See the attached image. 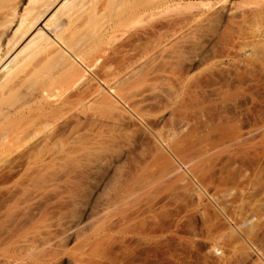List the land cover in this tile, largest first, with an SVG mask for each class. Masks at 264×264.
Here are the masks:
<instances>
[{
	"label": "rangeland",
	"instance_id": "1",
	"mask_svg": "<svg viewBox=\"0 0 264 264\" xmlns=\"http://www.w3.org/2000/svg\"><path fill=\"white\" fill-rule=\"evenodd\" d=\"M77 1L80 4L79 11L77 9L78 3L76 2L77 3L76 12L78 13L77 14L76 12L74 13L75 15V16L73 15L74 19L69 18L72 19L69 20L70 21L69 23L73 25L71 26V24L67 22L68 19H66L68 17H72V14L71 16H69L70 15L69 14L68 17L67 15L65 16L68 10L69 9L71 10V8H69L70 6L69 7L67 6L68 7L67 10L65 11L63 10L64 12H62L61 10L62 13H59L60 15L57 14V20H54L55 25H53L54 24L53 23L51 25L52 29L49 30V32L52 34V36L48 34L49 38L52 40L51 43L53 42L51 46H53L54 44L55 46L53 47L58 49L52 48L50 46L47 47V45H45V48L47 47V50L49 49L48 50L49 52H47L45 48L43 49V47L42 49L37 51L36 49H39L41 47H37L38 44H36L35 45L36 49L31 47L33 48L34 51H37V53L34 54V51L30 47H28V50L27 49L26 50L28 51V53L30 50H32L33 52L30 51L29 54H31L32 52L33 54L31 55L34 56L33 57L27 56V60L29 58V61L27 62V60L25 61L24 59V63L27 62L29 65L25 64L26 65L25 67L26 68L30 67V68L26 69L24 67L25 69H23L22 66V68H20V70L18 71V74L21 72V70L22 72L24 70L25 72H23V75L22 76L20 75V77L24 78L25 73L29 72L28 74L30 75L31 72L35 70V68H38L39 66L40 67L39 69L42 70L41 68L45 65L42 70L43 72H45L44 75L48 76L49 74H51L54 77L53 79L52 78L50 79L54 81V78H57L56 83L58 82V85L56 84L57 86H55L54 84L55 81H54L52 85H54L55 87L54 86L53 88L51 87L52 89L49 87L47 90L50 93L49 92L47 93L46 91L44 92L45 94H54V93L58 94V92L67 91L66 95H69V97H74V99L78 95L84 94L83 95L84 97L88 94V96L82 99L84 100L83 101L84 103L85 99L87 97L88 98L90 97V100L86 101L87 103L86 102L84 103L85 106H87L88 104H90L91 106L92 104L93 105L92 109H93L96 103L97 106L103 105L101 106L102 108L99 106L97 107L98 109L96 108L97 110L101 108V110H99L101 111V113L99 112L98 114H96L98 115L97 119L98 117L101 118L100 114H102V112H103L102 117H104L103 115L107 113L104 110L106 107L110 115L109 116L108 114H106L108 115L107 117L109 118L112 117V119L114 118V120L116 121L115 123V121L113 120L114 121L113 123H115L114 125L113 123L110 124L112 120H110V122L107 124V122L109 121L108 118V121L106 120V122H104L103 124L104 126L107 124L109 127H107V125L104 127L103 124L101 125L102 121L98 119L100 121V125H97L94 128H90V130L93 132L98 131L99 134L103 136L102 138L110 143H113L114 147L112 150V155L107 158V160L105 161L106 163H104L103 166H97V168H95L93 172L90 173L89 171H87V176L90 177V181L88 184H86L88 186V189L86 190V200L88 201V203L89 201L98 202L96 203V206L98 204L99 205L97 206L95 211L99 212L100 214L102 213V217L99 219V223L101 224V226L102 223H106L107 226H111L112 229L119 230L120 227H123L126 224L124 219H127L132 214H135V212L139 211L140 209L143 211V214L145 216L143 215L142 217V219H144L142 220V223L144 224L143 226L141 223H140L141 226H139L138 223H135L133 224L134 226L132 227V229L128 230L127 232L115 234V237L111 241V247H109V249L110 248L111 249L108 250V255H106L104 258L105 259L103 261L104 264H264V72L263 70L261 71V69H264V66L260 65L262 64L261 63L262 61H258L259 64H257L258 62L256 63L258 66L255 65L254 71L251 72L252 75L251 77H249L250 75L247 76L246 75L247 73H244L245 75L237 73L236 71L235 73L232 70V68H231L232 71L230 69H226V68L224 69V73H226V75H227L226 70L231 71V74L233 72L232 74L233 76L229 73V75L233 77L231 80L235 82L234 85H241L243 87V92L240 95L238 94L237 96L238 100H235L234 102H233L234 99L230 98L232 100L231 103H229L230 102L229 98L227 99L229 101L228 103L226 101L224 102V100H226V98L224 97L225 99L222 100V105L224 103L223 106L220 104L221 103L220 99H223L220 97V95H223L227 91V89L221 90L222 88H224L221 87V85L222 86L223 84L225 85L226 81L230 82L229 79L231 77L229 75L226 76L227 78L225 77V75L224 77H222L220 73L217 72L218 69H214L212 73L211 72L207 73L208 74L207 76V74H200L204 66H196L195 64L192 66L191 64L189 65V62L182 63L181 66H179L178 63H173L172 65L175 67L179 66L177 69L178 76H180L183 79L192 77V85L198 87L197 88L198 97H195V99H199V101L202 100L205 103V101L207 102L209 99L214 98L215 97L214 95H219L220 99H218V105L219 104L221 105V107L219 105L220 109L222 108V110L226 112L228 115L229 114L231 116L234 115L232 119H234L235 121L236 137L235 135H233L234 137L232 136L233 138H235V141L231 143L232 145L230 144L229 146H227L228 143L226 142L225 143L226 146L224 144L222 146L221 145L222 143L219 144L218 142L219 135L217 133L215 134L212 133V138L216 143L213 145L211 142L208 143L205 140L204 143L203 141L201 144H199V146H197L199 152L201 151L200 153L196 151H191L190 148L188 147L189 143L179 144L173 142L169 149L161 147L160 145L155 146V142L153 141V139L156 138V140L155 139L154 140L157 143V137L163 136L162 131L163 134L165 133L167 134V132L164 133L165 130L162 128L163 127L166 128V126L168 127L171 124L174 125L176 123L175 124L176 126L174 125L172 129L168 127L169 130L166 131H169L170 134L172 133L174 134L175 132H177L176 119L179 116L178 119L183 120L184 117L187 116V111L184 110L183 107H179L177 109V113L175 114L173 112V116H172L170 112V105L168 102L169 99L165 96L166 94L164 95L160 93L161 90H159L158 88L157 90H159V92L157 91L155 93L156 91L155 86L161 88L160 84L159 85L156 84L161 83L163 81L160 82L156 81L157 83H155L154 80V84H155L154 85L153 81L150 80L152 82V84L150 83L151 86H154L151 89L150 88L151 86L147 81L151 77L150 72H148V74H150L149 75L150 77L147 75V78L149 79L145 78V80L147 81L146 83H148V85L145 84L147 85L148 89H146V87L145 89L149 90L146 92L144 90H141L142 84L145 83V81L143 80L139 81V82L142 81L141 83H138L136 80L137 84L136 82H134L136 89L134 88L135 86L132 85L133 82L131 84L133 78L132 79L127 78V80L122 81V86H125L124 88L126 87L128 88L126 90L123 89L124 91L130 92L131 90L130 88L133 86L132 87L133 89L130 92L132 94V98L131 96H129L130 95L128 94L129 92H127L129 96L128 102L132 104H129L128 102H127L128 104L125 103L126 100L124 103L122 102L120 103V100L119 99L117 100V98L121 99L124 93L120 91L122 93L120 94L122 95L121 97H119L120 95L118 94L113 95V93H110V91L107 89L106 86H103L104 80L103 77L101 76V73L98 74L99 76H97V73L100 72L99 65H101L103 61L96 60L99 59L98 57H96V55L98 54H96L97 52L95 51L94 53L96 55L92 52L93 50H91V48L89 47L91 44L89 46L88 44H86L88 48L84 47L82 50L79 49L80 51L77 50L75 53L69 51V49L65 45L58 44L59 42L62 43V41L58 40L59 38L58 39L56 38L55 36L56 32L62 30V28L69 27L68 30L67 28L66 30L64 29L65 33L68 32L67 34H69V32H71L70 29L73 30L76 26L79 25V23L85 25L87 21L86 22L84 21L85 24H83L82 21L90 20L89 16L91 13L90 14L88 13L89 10L88 8L94 7L95 10V6L100 3L98 6H96V9H98L100 13L101 10L99 9L103 5V2L104 5L108 2L107 1L105 3L106 0H101V2L100 0H96L95 1L96 4L94 3V6L89 7L93 5L94 2L93 0H88V1L83 0L84 1V3L82 2L83 4H81V1L79 0ZM89 1L90 3L88 4ZM182 1L183 3L185 2L188 5L193 3L192 4V6L194 5L193 8L196 6L195 4L199 5L198 3H200L199 0H188V1L180 0L178 1V3L176 2L175 3L180 5ZM256 2L261 3L262 0L260 1L259 0H209L207 4L208 6L205 7L208 8L204 10L205 12L203 11V14L199 12L198 13L199 15L194 13V15L192 16L186 15L184 12H182L184 10L183 6L185 5V3L184 5L182 3L180 7L177 5L178 9L173 4L174 7L177 9L174 12L172 11H169L170 13H168V11L166 13L163 12L165 13L162 14L163 16L159 14L158 16L156 15L157 18L154 19L151 18L153 20L150 21V24L153 25L154 27L156 25L157 30L156 28H153V26H150V24L149 26L151 27V31L155 29L154 31L158 33L162 32V34L167 33L166 35H169L170 33L168 34V32L170 31V29H171L170 32H172L173 31L172 28L175 29L176 27H178L177 30H175L176 32L180 30L179 28H183V27L185 28L187 24L194 25L197 22H201V24L200 23H198V25L195 24L193 27H195L196 25L199 27L200 25L201 28L205 29L207 27L206 23L209 22L210 25L208 24L207 29H205L206 31L209 30L208 29L209 26H211L210 30L212 31L217 30L218 34H220L225 29L228 30L233 29V31L230 30L231 33L235 31L233 33L234 35L233 39L238 41L242 36L241 39L242 40L245 39L244 41L246 43L244 42L245 45L241 44L242 46L241 45L240 46L242 48H245L247 47V42L250 40V38L252 40L253 37H251L250 35L252 34H250L247 35V37L250 36V38H245L246 35L244 36V34H247L248 33L247 31L251 30V28H252L251 33H253L254 30V34H253L254 37L257 35L260 37V41L261 39L262 41H264L263 38L257 34V32L255 35V31H257L256 29H258L261 26V24L259 23H262V28L260 27L258 29L259 33L260 31L261 32L263 31L261 29H264L263 28L264 17L262 19L258 16L259 17L258 20L261 19L262 22L260 20L258 21L259 23L255 21L257 16L255 17L254 14L258 15L257 9L259 7L258 6L259 4L257 5L258 6L257 8L255 7ZM84 4H88L87 5L88 7L85 5L84 8L83 7ZM263 5L264 4L262 2V5L260 4L259 8H261ZM254 8H256V11H254L255 10ZM262 8L264 9V6ZM261 9L259 10L260 12H262L263 10ZM196 10L197 8L193 9V11ZM73 11L71 13H73ZM89 12H92V10ZM102 12L104 13L103 10ZM103 13L98 14L97 15L98 17L96 18L99 17L101 18L102 17L101 15H103ZM263 13H261V15H263ZM61 14L62 15L64 14L65 17L63 18ZM80 16H82L81 17L83 18L82 20ZM252 16H254L255 19ZM160 17L162 19H158ZM213 17L215 18L217 17L218 20L220 21L218 22V20L214 18L215 20L213 22L216 21L215 23L217 24V25L213 24L214 27L211 25V23L213 22L210 21L213 20L212 19ZM251 18L254 19L252 22H251L252 20ZM58 19H62V20H58ZM75 19H78L79 22L78 20L75 21ZM101 19L100 22L98 20L99 25H101L100 24ZM105 21L106 19L104 20V22L102 20L104 24L106 23ZM246 21L251 23L248 25ZM242 22L247 23V26L245 27L246 29L244 28V24H242ZM67 24H69L70 26L69 25L67 26ZM203 24H205V26H203ZM251 24L254 25V29L252 27L253 25L251 26ZM255 24H259L260 26L258 27ZM105 25L99 27L100 28L105 27ZM87 26L85 31L88 28ZM78 27H76L75 31H77ZM187 27L185 28V30H187ZM190 27L192 28V26ZM247 27H251V28H247ZM81 28L82 27H79V30ZM100 28L98 29V31L100 30ZM108 28L107 30H105L107 31L105 34H103L101 31L99 32L101 33V36L102 34L103 36H106V37L102 36V39L100 38L101 40H97L98 42L100 41L104 42V43L102 42L101 44V45L104 44L102 47H100L101 49H105L107 48L105 46H108L105 43L107 42V38H108L107 36V33L109 32ZM190 29H188L189 34H190L189 31ZM196 29L199 30L198 31L199 33H201L200 31L202 32L205 31L204 29L202 30L198 28ZM196 29L194 31L195 32L194 38H193V34H190L192 35V37L189 35L187 36L189 38L191 37V39L193 38L195 42L198 41L197 39L199 38L197 37L198 32H196ZM101 30L103 31L104 28L103 29L101 28ZM183 30L181 29L180 31ZM83 31L84 30H81V33L85 32ZM191 31L193 32V29H191ZM72 32L74 33V31ZM65 33L63 34V37L68 36ZM18 34H16V36ZM10 36L11 35H9V37ZM18 36L20 38V35ZM18 36L17 37L14 36L13 37L14 40L12 39L13 40L12 42H15ZM141 36L142 37L140 38L142 40L148 38V36L145 38L146 35L145 36L141 35ZM257 36L256 39L258 38ZM187 37L185 39H187ZM189 38L187 40L193 41ZM262 41L261 43H258L259 45L262 44L261 47L264 44L262 43ZM238 42L240 44V42L242 41L240 40ZM238 42L235 43L234 41V43L231 44L234 45V48L235 46L236 48H239L237 45ZM249 42H250L249 44L251 45L255 44V41L253 43L251 41ZM93 43L91 47H93V45L95 46L98 44L97 42L94 44ZM231 44L228 46L229 48ZM249 44L248 46H250ZM228 47L223 48V46L221 45L213 44L214 56H220L221 54L226 53L227 50L224 49H228ZM262 48L264 49V47ZM84 49H86L87 53L85 52ZM43 50L44 52L47 53V55L46 53H43ZM56 50L58 51L60 50L59 51L60 54L59 53L58 54L60 56H62L61 54H64L65 57L63 58L62 56L61 59L60 56L58 57L57 52H56L57 55L54 54ZM88 51H91L94 55ZM38 52H40L39 55L41 53L43 54L39 56L37 55ZM69 52H71V54ZM232 52L233 51L231 50L229 52L228 49L229 55L231 53L232 56L233 54ZM262 52H264V50ZM49 53L50 55H48ZM114 53L115 52L110 54L111 56H109V59L112 56H113L112 59L114 58L117 59L119 57L118 52L117 54ZM136 53L138 54V52ZM228 53L226 54L228 55ZM27 54H21L20 56L22 57L21 59L23 60V57ZM67 54L70 56H68ZM76 54H80V55H76ZM81 54H83V56ZM105 55L107 56V54ZM190 55L189 56L192 57V54ZM44 56L46 57V60L47 59L49 60V62L48 60L45 61ZM94 56L96 58L95 59L96 61L93 62L96 63L95 66L91 64L92 63L91 61L94 60ZM120 56H121L119 57L120 59L123 58L122 57L123 53H120ZM127 56L130 57L129 61L131 62V64L130 62H128V60L124 59L125 60L124 62V60L119 59L117 60L119 63L120 62L125 63V65L123 63L120 64L121 66L122 65L127 66L129 64L130 66L132 65L133 60L131 56L130 55ZM56 57H58L60 61H58L57 60L58 58ZM49 58L52 59L50 60ZM81 58L82 59L85 58L87 60L86 62H88L89 60L88 63L91 64L92 68H90V64L84 63L85 61L83 62ZM91 58L93 59L90 60ZM35 59L36 62H33L35 61ZM64 59H66L67 61L66 60L61 61ZM109 59L107 60V63H111V61L108 62ZM226 60L227 59L224 60V64H226V62L230 59H228L227 61ZM42 62H45V64ZM229 62L230 61H228V63ZM116 63L113 64L115 65V67H116ZM41 64L42 66H40ZM86 64L89 65L88 68ZM34 65H36V67ZM222 65L223 64L217 66V68H220ZM259 65L262 66L261 69ZM121 66H119L118 64L116 68L117 69L123 68V66L122 67ZM156 66L157 69L159 70L158 72L163 73L162 68L160 69V67H158V64ZM97 67L99 70L97 69L98 72L95 74ZM69 68L70 69L72 68L71 71L69 70ZM116 68H114L115 69L113 70L114 72H116L117 70ZM125 68H129V66L124 67V69ZM154 68L156 67L154 66ZM39 69L35 71H39ZM65 69H67L68 72ZM29 70L32 71L30 72ZM118 71L120 72V70ZM118 71L116 72L117 74ZM62 73L65 74L63 75ZM120 73H122V71ZM117 74L114 73V76L116 77L118 76L117 79H121L119 78L120 77L119 74L118 75ZM236 74L242 75L241 77L238 76V78L240 79L236 78L237 76L235 77ZM57 75L58 77H60L59 79ZM68 75L70 77L68 79L69 81L68 80H67L68 82L64 81L66 79L65 76L68 77ZM20 77L19 79H21ZM98 77L102 78L101 80L103 82H101V80H98L99 79ZM234 77L236 79H234ZM63 78H65L63 80L65 84H63L62 82L63 85H61L60 83ZM79 78L80 79L83 78V79L79 80ZM19 79H15L14 77L15 81ZM151 79L153 80L152 77ZM224 79H225V83L222 81ZM14 80L12 79L13 83ZM89 80L92 81L94 80L93 82L90 81L92 82L91 83L92 86L90 85L89 82H88L89 84L87 85L84 84ZM12 82L9 84V86L12 85ZM125 82L126 83L128 82L127 85H130V87L126 86L124 84ZM8 83L6 84V86L8 85ZM165 83L163 84L164 86L162 85L163 87H165V85L168 86L167 85L168 82L167 84ZM70 84L72 86H70ZM138 84L139 85L141 84V87ZM9 86H7V88ZM87 86H89L90 88H88ZM3 87H5V85L2 86V91L5 93L4 90H6L7 92V88L6 89L4 88L3 90ZM219 87H221V89ZM64 88L65 89L67 88V90H65ZM167 88L168 87H166V89ZM96 89H98L100 95L95 93H93V95H89L93 92V90L97 91ZM163 90H165V88ZM216 91L220 94H217ZM222 91H224V93ZM215 92L216 94L213 95V93ZM140 93H142L141 95L143 94L144 95L140 96ZM33 94H36V92ZM127 94H124L125 98L127 97L126 96ZM115 95H117L116 98ZM78 97H76V99ZM88 98L86 100H88ZM91 98L92 101L93 99L96 100L93 101V103L95 102L94 104L91 103L92 102ZM122 98L123 99L121 101L124 100V96ZM79 99H81V97ZM191 99L193 100L194 97H191ZM191 99L189 100L192 101ZM98 101L100 104L98 103ZM199 101L194 100L192 104L197 106L199 103H202ZM41 102H39L38 100V102L36 101L34 104L35 105L41 104V107H45L44 102L43 103ZM197 102L199 103L197 104ZM104 104H106V106ZM107 104H110L111 107ZM33 105H32V109L34 110L36 106ZM200 105L202 104H199V106ZM90 106H88V108H90ZM40 108L38 106V109ZM36 109L34 111H36ZM97 110L94 111L98 112ZM141 114L142 115L144 114L145 116L143 117L145 118L141 117L142 116ZM194 115L197 118L198 122L197 120H195L194 121L195 123L193 122L194 123L193 126H195L194 128L196 129L198 127L202 128L198 130L200 131L199 133H201L203 132V127L199 124V122L202 123L203 119L200 117L198 112H195ZM180 116H182L183 118L181 119ZM211 116H212L211 113H207V114L205 113L204 119L205 120L209 119L211 118ZM174 117H176V119ZM104 118H101V120H103ZM15 123L16 122H14V124ZM196 124L197 125L199 124V126L196 127ZM86 126L87 123L86 121H84L82 123L81 128L84 130L86 129ZM158 130L159 131L162 130L161 133L159 132L161 135L158 134L157 132ZM172 130L175 131L173 132ZM226 131L223 128V134ZM228 131L226 133L234 134ZM153 132L154 133L157 132L158 135L154 134ZM251 132L252 134L254 132V134L252 135ZM249 133L251 135H249ZM153 134L155 137L153 136ZM229 134L228 137L232 138L230 137L231 135ZM192 135H193L192 133L191 135H189L191 139H193ZM196 136L194 140L198 138ZM225 136H227V134ZM173 144H177V145H175L174 147ZM178 146H180V149H178ZM30 147L31 146L27 145L26 148L21 150L20 155L17 156V162L14 163V165H12L11 168L10 166L6 165L7 167H9L8 169L10 170H6V168L2 167L5 166V164H7L6 161H4L5 164L4 162H2L3 164L1 163L2 166H0V264H8L7 262L11 261L12 259L13 260L22 259L21 261L22 264H33L32 258L34 256L41 257V253L43 257L50 263L60 262L61 259H63V261H67L69 260L67 258H69L73 252H75L77 247L78 246L80 247V243L83 237L81 233L76 231L69 234H64V235L61 234V229L64 227L67 219L66 220L58 219V212L60 209L65 208L67 206V203L62 198V188L60 186L57 187L56 190H51L50 192H41L35 202L29 200L30 196L28 194V191L20 186L22 183L18 179L22 175L21 174L22 161L19 158L23 157L24 153L30 150ZM204 152L209 154L204 155L205 154ZM151 154L155 155V158H153L152 161L150 159ZM155 159L156 161H154ZM196 159L197 161H195ZM145 161L148 164L147 166L148 170L146 169L145 170L146 172L144 171L145 173L142 172L141 173L142 175H140L143 176V178L140 177V180L142 182L143 181L145 182L146 180L145 182L146 186L148 185V182H150L147 187H145L144 185L145 194L141 196H132L129 193V195L131 196L128 195L129 197L126 198L127 196L126 194L128 193L127 192L125 194L126 196H124L125 198H123L120 202L116 201L115 205H112L111 207L104 210L103 209L104 200L100 196L103 194V192H105L107 187L110 185L111 181L114 180L117 176L121 175L119 174L120 171H123L124 173L131 170L134 171L136 167H138V165L144 164L143 162ZM185 163H188L189 165L191 163V165L189 166L187 164L188 165L187 166ZM184 166L185 168H183ZM86 170L87 168L85 164H80L76 166L72 161L64 160L61 161L60 163L54 164L53 166L50 165V168L45 174V176H43L42 181L43 183L46 184H49L51 181L56 183V181H61V180L63 181L67 177H77L80 173H84ZM155 178L157 179V183L155 182L154 183L155 185H152L153 182L156 180ZM152 179L155 180L153 181ZM81 184L83 185V183ZM152 217H155V219L153 220ZM40 218L44 220L43 226L38 231L33 230V234H31L29 229L30 222L39 221L38 219ZM87 218L88 215L83 214L81 215L79 220H76V222L80 221L81 223H84L87 220ZM84 227L86 226L83 225V227L81 228ZM130 233L133 234L135 233L136 237L132 236L124 240V235H131ZM44 252L47 253L48 256L45 255ZM28 256H30L29 259Z\"/></svg>",
	"mask_w": 264,
	"mask_h": 264
},
{
	"label": "bare ground",
	"instance_id": "2",
	"mask_svg": "<svg viewBox=\"0 0 264 264\" xmlns=\"http://www.w3.org/2000/svg\"><path fill=\"white\" fill-rule=\"evenodd\" d=\"M79 1H81V4L84 3L83 0H79ZM85 1H88V0H85ZM93 1H91V2H93V5H91L89 7L94 6V3L96 0H93ZM178 1H180V0H106L105 3L106 2L107 3L104 5V2H103V5H102L105 7L101 6V8L99 9V10H101V12H102V10L104 11L105 15L103 12L102 13L105 17L103 15H101L102 19L100 17L96 18V17H98L97 16L98 14H102L101 12L99 13L98 9H96V6H98L100 4L99 3L98 5L95 6V10H94V7L88 8L89 9L88 13L89 14L91 13L90 16L92 15V13H93V15H96V13L98 11L96 16L92 15L91 18L89 16L90 20H83L82 21L83 24H85L84 21L85 22L87 21L86 24L88 26L86 24L82 25L79 23L78 26L82 27L80 30H79V27L76 26V27H78L77 31H75L76 27L73 30L70 29V31L71 32L74 31L75 34L73 32L72 33L69 32V34H67L68 32L66 31L67 33H65L64 29L66 30V28H67V30H68L69 27H66V25H65L66 28H62V30H59L58 32H56L55 36L57 39L59 38L58 40L62 41V43L59 42L58 44L65 45L69 49V51H71L73 53H75L79 49L82 50L84 47H87L86 44H88V46L90 44L92 45V43L94 41H96L98 43L95 46L93 45V47H91V45L89 46L91 48V50H93L92 51L93 53H94V51L97 52L96 54H98V55H96L95 53L94 54L96 55V57L99 58V59H96L94 56V60L91 61L92 62L91 64L93 66H95L96 63H93L94 61H96V60H102L103 61L102 63L100 62L101 63V65H99L100 70L98 69V67L96 68L95 74L98 72L97 71V69H98L100 72L97 73V76H99L98 74L101 73V76L103 77V80H104L103 86H106L107 89L110 91V93H113V95L114 94H118V95L122 94L120 91H122L124 94H127V92H129V91H124L128 88L127 87L124 88L125 86H122V81L127 80V78H131V79L133 78V80L131 81V84L133 82L132 85H134V86H135L134 82H136V80L138 83L142 82V81L139 82L140 80L145 81V83L142 84V88H144V89L141 88V90H144L145 92L149 91L146 89H148V87H147L148 83L152 84L151 81H153V84H154V80H155V83H157L156 81H158V82L163 81L164 83L166 82L165 84H167V82H168V84H167L168 86L165 85V87H163L164 86L163 82L157 83L156 85L160 84L161 88L162 87L163 88L161 89V88L155 86V88H156L155 93L157 91L159 92V90H161L160 93H162L164 95L166 94L165 96L169 99L168 102L170 105V112H171L172 116H173V112L175 114L177 113V109L179 107H183V109L187 111V116L184 117L183 120H179L178 119L179 116L177 117V119H176V117H174L177 120L176 121L177 122V128H176L177 132H175L174 134L172 133V131L174 132L175 130L171 131L172 134H170L169 131H166V130H169V128L172 129V127L176 124V123L174 124V121H173L174 125L171 124L172 125V126L170 125L171 127L168 126L169 127L168 128L166 126L167 129L165 127H163L162 129L165 130L164 133L167 132V134L166 133L163 134V131L161 130L163 136H158V137L156 136L157 137V143L155 141L156 138H154L155 140L153 139V141L155 142V146L160 145L161 147L169 149L173 142L174 143L176 142L179 144H181V143H187L188 144L189 143L188 147L190 148L191 151L199 152L197 146H199V144H201L203 141L205 143V140H206V142H208V143L211 142L213 145L216 143L212 138V133L213 134L217 133L219 135V141H218L219 144L222 143L221 144L222 146H223V144L226 146L225 143L227 142L228 143L227 146H229L233 141H235V138H233L234 137L233 135L236 134V127H235V121H234V119H232V117H234V115L233 116H231L230 114L228 115L226 112H224L222 110V108L220 109V107L222 105V100H224L225 98H226V100H224V102L226 101L228 103L229 102L227 100L228 98L234 99L233 100V102H234L235 100H238L237 99L238 94L240 95L243 92V87L241 85H234L235 82L233 80H231L233 78V77H231V75L233 74V72L231 74L232 70L234 72L236 71L237 73H240V74L247 73L246 75L247 76L250 75L249 77H251L252 76L251 72L254 71L255 65L259 64L258 61H262L261 62L262 64H260V65L264 66V52H262L264 50L262 48V47H264V44L262 47H261L262 44L261 45L258 44V43H261L262 39L260 41V37L256 35V32H257V34L260 35L264 40V33H263L264 29H261V30H263L262 32L260 31L261 34L258 31V29L260 27L262 28V23L258 22L259 20L261 21V19L258 20V18L260 17L263 19V17H264V13H263L264 9L262 8L264 5L261 7L263 10L259 7H260V4L262 5V2L264 4V0H262L261 3L256 2V4H255L256 8L259 6L257 9L258 15H255L253 13L255 17L257 16V18H256L257 20L254 18V16H252L257 23L261 24V26L259 24H255L258 27L260 26L258 29H256V27H255V29L257 30V31H255V35L258 38L256 39V36L254 37V35H253L254 30H253V33H251L252 28L247 27V28H251V30H249V31H247L248 29L245 30L248 33L244 34V36L246 35L245 38H250V36L253 37L252 40H251V38H250V40L249 39H246V40H249L252 43L255 41V44L251 45V44H249L250 42L248 41L247 47H245V48L241 47L242 45H245V43H246L244 41L245 39L244 40L241 39L242 36L238 40V41H240V40L242 41V42H240V44L238 41L233 39L234 38L233 33L235 32L234 31L233 33H231V31H233V29L232 30L230 29L231 31L228 29H225L220 34H218L217 30L212 31V30H210L211 26H209V28H208L209 30L206 31L205 29H207L209 22L206 23L207 27L205 29L201 28L200 25H199V27L197 26L198 23L201 24V22L195 23V24H197L195 26L196 28L201 29V30L202 29L205 30L203 32L200 31L201 33H199L198 32L199 30H197L195 27H193L195 24L194 25L187 24L186 26L183 24L185 26V28L188 25L192 26V28L190 26H188L187 30H185L184 27L179 28L180 30L184 29L183 31L179 30V31L175 32V30H177L178 27H176L175 29L172 28V30H173L172 32H170L171 29L169 32L167 30L168 34L169 33L170 34L166 35L167 33H164L166 36L164 34H162V32L158 33L156 31H154L155 29H153L151 31L150 26H153V25L150 24V21H152L154 18H157V16L159 14L162 15V14H165L167 11H168V13H170L169 11L174 12L175 10H177L178 6L180 7V5L183 3V1H182V3L179 2L180 5H178V4H176V3H178ZM100 2H101V0H100ZM199 2H200V3H198L199 5L195 4L196 6L194 8L195 9L197 8L196 11H193V9H194L193 8L194 5L192 6L193 3L188 5L184 2L186 6L183 3V5H184L183 9L184 10L182 12H184L186 15H190V16L194 15V13L198 14L199 12H201L203 14V11L208 8V7L207 8H205V7L208 6L207 4H208L209 0H199ZM89 3H90V1L88 2V4ZM76 4L78 5L77 9L79 11L80 4L77 0H0V87H1L0 93H2V94H0V166H2L1 165L2 162L6 161L7 164H5V162H4L5 166H2V167L6 168V170H10V169H8L9 167H7V166H10V168H11V166L17 162V156L20 155L21 150L26 148L27 145L31 146L30 150L25 152L23 157L19 158L22 161V164H21V167H22V173L21 174L22 175L20 174L21 176L18 179L22 183L20 186L23 189H26L28 191V194L30 196L29 200L32 202H35L37 200V198L41 192H50L51 190H56L57 187L60 186L62 188V198L67 203V206L65 208L60 209L58 212V219H63V220L67 219L64 227L61 229V234L64 235V234H69V233L76 231V232L81 233L83 236L81 243H80V247L78 246L77 249L75 250V252H73L71 254V256L69 258H67L69 260L63 261V259H61L60 262L50 263L43 257V255L41 253V257L34 256L32 258L33 264H104V262H103L105 260L104 258L106 255H108V250L111 249V248L109 249V247H111V241L115 237V234L127 232L128 230L132 229V227L134 226L133 224H135V223H138L139 226H141V224H142V226L144 225L142 223V220H144V219H142L144 214H143V211L140 209L139 211H136L135 214H132L127 219H124L126 224L123 227H120L119 230L112 229V227L107 226L106 223H102V226H101V224L99 223V219L102 217V213L100 214L99 212L95 211V209L99 205L98 204L96 206V203H98V202L97 201H89V203H88V201L86 200V190L88 189V186L86 184H88L90 181V177L87 176V171H89V173H90V172H93V170L95 168H97V166H103L104 163H106L105 161L107 160V158L112 155V150L114 147L113 143H110V142L104 140L102 138L103 136L100 135L98 131L93 132L90 130V128H94L95 126L100 125V121H102L101 125L104 122H106V120L108 121L109 117H107V116L109 115V111H107L106 107L104 110L107 113L104 110L103 111L108 115L104 114L103 116L105 118L106 117L107 118L105 119L104 117H102V114H103V112H102V114H100V116H101V118H104L105 120L103 119L104 120L103 121V120H101V118L98 117V119L100 120L99 121L97 119L98 115H96V114H98L99 112L101 113V111H99V110H101V108H102L101 106H103V105H101V106L98 105L99 107H101L99 110H97L98 109L97 108L98 106L96 105L97 103L95 104L93 109H92V106H93L92 104H91V106H90V104L85 106L84 103L86 101H89L90 97L89 98L87 97L88 100H86L87 99L86 98L84 103H83L84 100H82V99L84 97L88 96V94L84 97H83L84 94H81L82 96L78 95L79 97L75 95L76 97H78L77 99H76V97L74 99V97H69V95H66L67 91L66 92H58V94L60 93L59 95L56 93L45 94L44 92H46V91H47V93L49 92L47 90L49 87L53 88L54 85H52V84L54 83V81H55V83H54L55 86L58 85V82L56 83L57 78H54V81H53L52 79L54 76H52L49 73H46V74H49L48 76L44 75L45 72H43L42 70H43V67L45 66L44 65L45 62H42V63H44L43 64L44 66L41 68L42 70H40L39 69L40 67L38 66V68H35V70L39 69V71L34 70L33 72H31L32 70L31 71L29 70L31 72V74L29 75L28 74L29 72L25 73L24 78L20 77V75L22 76L23 72H25L24 70H23V72L21 70V72H20L21 74L20 73L18 74V71L20 70V68H22V66H23V69L26 68L25 64H28L27 62L29 61V58L27 60V56L28 57L34 56V55L32 56L31 54H33L32 53L34 51L33 48L36 49V46H35L36 44H38L37 47H41L39 49H36L37 51L42 49V47L44 49L45 45H47V47L50 46L52 48H55V47H53V46H55L54 44H53V46H51L53 42L51 43L52 40L49 38V35H48V34H50L52 36V34L49 32V30L52 29L51 25L53 23H54L53 25H55L54 20H57V14L60 15L59 13H62L65 10H67V8L69 6H70L69 8H71V10L69 9L68 12L65 14V16L67 15V17H68L69 14H70L69 16H71V14H72V17L66 18V19H68L67 22L69 23L70 22L69 20H72L69 18L74 19L73 15L77 10ZM88 4H84L83 7L85 8V5L87 6ZM173 4L175 5V7H177V9L174 7ZM173 7H174V9H173ZM256 8H254L255 10L254 9L253 10L256 11ZM260 9L262 10V12L259 11ZM61 10H62V12H61ZM73 10H75V11H73ZM91 10H92V12H89ZM72 11H73V13H71ZM93 11H95V12H93ZM163 12H165V13H163ZM77 13L78 12H76V14ZM261 13H263V15H261ZM89 14H86V15H89ZM62 16H63V18L65 17L64 14ZM81 17L82 16H80V18ZM208 17H210V16H208ZM59 18H62V17H59ZM94 18H96L97 20ZM103 18L106 19L105 24H107V25H105L103 23L105 20ZM151 18H153V19H151ZM214 18L215 17H213L212 18L213 20H210V21L213 22L215 19L218 20L219 16H218V18L217 17L215 19ZM82 19L83 18H81V20ZM87 19H88V16H87ZM100 19H101V23H100L101 25H99V23H98V20L100 22ZM158 19H162V18L160 17ZM209 19H211V18H209ZM254 19H252L251 22ZM58 20H62V19H58ZM76 20H78V19H75V21ZM102 20H103V22H102ZM78 22H79V20H78ZM215 22L211 23V25L213 27H214L213 24H216ZM218 22H220V21L218 20ZM247 23H248V25L250 24L249 22H247ZM247 23L242 22V24H244V28L247 26ZM69 24H71V23H69ZM69 24H67V26ZM108 24H109V26H108ZM149 24H150V26H149ZM72 25L73 24H71V26ZM102 25L103 26L105 25V27H106V28L101 27L102 29L104 28L103 31L107 30V28L109 27L108 28L109 32L107 33V36H108L107 42L108 43L105 42L108 46H105V47H107V48L104 47L105 49L100 48L104 45V44L101 45L103 41L102 42L100 41L101 43L97 41V40H101L103 34H105L107 32V31L103 32L101 30V28L99 26H102ZM252 25L253 24H251V26ZM74 26H75V24H74ZM86 26L88 28L85 31ZM203 26H205V24H203ZM263 26H264V24H263ZM98 27L100 28L99 31H98V29H99ZM252 27L254 29V25ZM153 28H156V25H155V27L153 26ZM190 28L193 29V32L191 31ZM240 28H243V27H240ZM188 29H190L189 30L190 34H193V38H194V33H195L194 31L196 29V32H198L197 37H199L197 39L198 41L195 42V40L193 38L191 39L192 35H190L188 33ZM214 29H216V28H214ZM81 30H84L85 32L83 31L84 33H81ZM156 30H157V28H156ZM100 31L103 33L102 36H101V33H99ZM77 32H80V33H77ZM64 33L68 36L63 37ZM16 34L20 35V38L17 35L19 39L17 38V40L15 42H12L14 40L13 37L14 36L17 37ZM250 34H252L253 36ZM9 35H11V36L9 37ZM141 35H144V36L146 35L145 38L147 36H148V38L142 40L140 38V37H142ZM162 35L165 37H163ZM188 35L191 37L190 38L187 37ZM247 35H250V36L247 37ZM195 36H196V34H195ZM103 37H106V36H103ZM186 37H187V39L189 38L193 41L185 39ZM257 40H259L260 42ZM105 41H106V39H105ZM234 41H235V43L238 42L237 45L241 49L236 48V46L234 48V45H232L234 43ZM96 42H94V43H96ZM203 43L205 44V46ZM262 43H264V41H262ZM213 44L221 45V46H223V48L224 47L226 48L231 44L230 48L228 47V49H229V52H230V50L233 51L232 56H231V53L229 55L228 49H224V50H227L226 53H228V55L226 53H223L225 55L221 54L220 56H214ZM248 44L250 46H248ZM97 46H99V47H97ZM28 47H30V48L33 47V48H31L33 51L30 50V51H32L31 54H29L30 51H29V53L27 51ZM47 47L45 48L46 50H47ZM90 48H89V50H90ZM55 49H58V48H55ZM86 49H84L85 52H86ZM48 50H47V52H49ZM37 51H34V54H36ZM59 51L56 50L54 52V54H56V52L58 54ZM71 52H69V53L71 54ZM88 52H91V51H88ZM92 52H91V54H93ZM113 52H115L114 54H117V52H118L119 57H121L120 53H123V56H122L123 58H121V59L122 60H124V59L128 60V62H130L129 61L130 57L127 55H130L132 60H133L132 65L130 66V64H131V62H130L129 65L126 64L127 66H124L125 65V63H124L125 60H124V62H122L124 64V65H122L123 66V68H121L122 70L117 69L116 68L117 65L119 64V66H121L120 64H122V63L121 62L119 63L117 61L120 59L118 57V55H117V57H118L117 59H115V58L112 59L113 56L110 58L112 60L109 59V56H111L110 54ZM136 52H138V54ZM39 53L40 52H38L37 55H39ZM43 53H46V52H44V50H43ZM43 53H41V54H43ZM61 53H62V51H61ZM133 53H134V55H133ZM261 53H263V54H261ZM21 54H27L23 57V60L21 59L22 57H20ZM59 54H58V57L60 56ZM89 54H88V56H89ZM105 54H107V56ZM135 54H137V55H135ZM190 54H192V57H190L191 56ZM29 55H31V56H29ZM46 55H47V53H46ZM48 55H50V53ZM61 55L63 56V58L65 57L64 54H61ZM76 55H80V54H76ZM81 55L83 56V54H81ZM62 56H60L61 59H62ZM68 56H70V55H68ZM58 57H56V58H58ZM79 57H81V56H79ZM36 58H38V57H36ZM24 59H25V61L27 60L26 63H24ZM30 59H32V58H30ZM44 59H45V61L48 60V59L46 60V57ZM54 59H53V61H54ZM92 59L93 58H91L90 60H92ZM108 59H109L108 62L111 61V63H107ZM225 59H227V60L230 59V60H228L230 62L228 63V61L226 60L227 62H226V64H224ZM57 60L60 61L59 58ZM65 60L66 59L61 60V61H65ZM81 60H83V62L85 61L84 63L90 64V63H88L89 60H88V62H86L87 60L85 58L84 59L81 58ZM114 60H116L117 63ZM31 61H33V60H31ZM113 61H114V63H113ZM33 62H36V59ZM48 62H49V60H48ZM186 62H189V65L191 64L192 66L194 64L196 66H204V68L201 70L200 74H207L209 72L212 73V71L214 69H218L217 72L220 73V75L222 77H224V75L226 77L230 73L231 74V75H229L231 77L229 79L230 82L226 81V83H225V79L227 78L226 77L224 80H222L225 83V85L224 84H223V86L221 85V87H224V88L221 89V87H219L221 90L227 89V91L225 93H224V91H222L224 94L221 92L223 95H220V97L223 99H220L219 95H214V94H216V92L218 90L215 93H213V95L215 97L209 99L207 102L205 101V103L202 100L199 101V99H195V97H198L197 96V92H198L197 88L198 87L192 85V77H188V78L183 79L177 75L178 67L181 66L182 63H186ZM53 63H55V62H53ZM115 63H116V67H115V65H113ZM173 63H178L179 66L175 67L172 65ZM71 64H72V62H71ZM91 64H90V68H92ZM157 64H158V67H160V69L162 68L163 73L158 72L159 70L157 69V66H156ZM221 64H223V65L220 68H217V66H219ZM31 65H33V64H31ZM36 65H34V66L36 67ZM40 66H42V64ZM128 66H129V68L124 69V67H128ZM154 66L156 68H154ZM88 67H89V65H87V68ZM113 67L117 69L116 72L118 70H120V72L122 71V73H120L118 71V74L120 76L119 78H121V79H117L118 76L117 77L114 76V73L115 74H117V73L113 71V70H115ZM27 68H30V67H27ZM225 68L230 69V70L232 68V70L231 71L226 70V72H227V75H226V73H224ZM261 68H262V66H260V69ZM49 69H50V67H49ZM71 69L69 68L70 71H71ZM65 70L67 71V69H65ZM91 70H93V69H91ZM262 70L264 72V69H261V71ZM148 72H150L151 75L148 74ZM26 74H28L29 76ZM147 75L148 76L150 75L153 78V80L151 79L150 76H149L150 79L147 78ZM207 76H208V74H207ZM238 76L241 77L242 75H239V74L235 75L236 78H238ZM14 77H15V79H19V77L21 79L15 81ZM57 77H58V75H57ZM170 77H172V78H170ZM235 77H234V79H236ZM50 78H52V79H50ZM59 78L60 77H58V79ZM65 78H63L61 80V83L59 82L61 85L65 84V82H63L64 79H65L64 81H67L70 77L68 75V77L65 76ZM145 78L149 79V80H147L148 83H146L147 81L145 80ZM12 79L14 80V83L12 82ZM82 79L79 78V80H82ZM84 79H86V78H84ZM101 79L102 78H99L98 80H101ZM238 79H240V78H238ZM10 81L12 82V85L9 86V84L11 83ZM90 81H92V80H89V81L85 82L84 84L87 85L90 83V85H91V83L94 80L92 82H90ZM8 82H10V83H8ZM62 82H63V84H62ZM101 82H103V81L101 80ZM137 82H136V84H137ZM7 83H8L7 86L10 87V88L8 87L9 89L6 86ZM124 84L126 86L130 87V85H127L128 82L127 83L125 82ZM145 84H147V85H145ZM151 84H150V86H151ZM3 85H5V87H3V90H4V88L5 89L7 88V92H6V90H4L5 93L2 91ZM68 85H69V83H68ZM143 85H144V87H143ZM70 86H72V85L70 84ZM139 86L141 87V84ZM87 87L90 88L89 86H87ZM132 87L130 88L131 90L129 89L130 92L133 89ZM145 87H146V89H145ZM153 87L154 86H151L150 88L152 89ZM166 87H168V88L166 89ZM134 88L136 89V86ZM157 88L159 90H157ZM164 88L167 91L163 90ZM98 89H96L97 91L93 90L92 93L88 92V93H91L89 95H93V93L100 95L98 92ZM65 90H67V88ZM65 90H63V91H65ZM35 92H36V94H33ZM130 92L128 94H130L129 96H131V98H132V94ZM226 93H227V95H226ZM124 94H123V96H124L123 101H121L123 99L122 95L119 96V97L122 96L121 99L117 98V100L118 99L120 100V103L121 102L124 103L125 100H126L125 103H127L129 101L128 94L126 95L127 96L126 98H125ZM141 94L142 93H140V96L144 95V94L143 95H141ZM217 94H220V93L217 92ZM116 96L117 95H115V98H116ZM80 97H81V99H79ZM191 97H194V99L192 100ZM217 97H219V98H217ZM189 99H191L192 101H190ZM218 99L221 100V103H220L221 105L219 104L220 107L218 105ZM38 100H39V102L42 101L41 103L44 102L45 107H41V104L35 105L34 103L36 101L38 102ZM194 100L202 102V103L197 102V104L199 103L202 105L199 106V104H198L197 106H199V107L193 105L192 103ZM91 101H92V98H91ZM93 101H96V100L93 99ZM93 101L91 103H93ZM231 101L232 100L230 99L229 103H231ZM31 103H32V105L34 104L36 106V108H37V109L35 108L36 111H34L35 109L34 110L32 109ZM98 103H99V101H98ZM129 104H132V103H129ZM104 105L106 106V104H104ZM107 105H109L111 107L110 104H107ZM223 105H224V103H223ZM38 106H39V108L40 107L41 108L38 109ZM88 106H90V108H88ZM112 107H113V104H112ZM115 108H116V106H115ZM94 110H97L98 112H96ZM195 112H198L200 117L203 119L202 123L199 122V124L203 127V132H201V133H199L200 131H198V130H200L202 128L198 127L199 129L198 128L196 129V128H194L195 126H193V124L195 123L194 121L197 120V118L194 115ZM205 113L206 114L207 113L212 114L211 118H209L210 120L204 119ZM208 115H210V114H208ZM143 116H145V115L143 114L141 117H143ZM208 117H210V116H208ZM12 118H13V120H12ZM110 118H109V121L107 122V124L110 122V120H112V122H110V124H112L115 121L114 118L113 119H112V117H110ZM143 118H145V117H143ZM143 118H142V120H143ZM180 118L182 119L183 117L180 116ZM15 119H16V121H15ZM84 121H86L87 126H86V129L83 130L81 127H82V123ZM146 121H148V120H146ZM14 122H16V123L14 124ZM197 122H198V120H197ZM115 123H116V121H115ZM115 123H113V125ZM199 124L198 125L196 124V127L199 126ZM103 126H104V124H103ZM103 126H101V127H103ZM107 127H109V126L107 125ZM223 128L225 131L227 129V131L229 130L228 132L234 133V134L226 133L227 132L226 131V132H224V134L225 135L227 134V136H225L223 134ZM159 130L157 132L159 135H161L160 134L161 131H159ZM157 132H155V133L153 132V133L158 135ZM191 133L193 134L192 135L193 139H191L189 136V135H191ZM154 134H153V136H154ZM228 134L231 135L230 137H232V136L233 137L229 138ZM251 134H252V132H251ZM251 134L249 133V135H251ZM253 134H254V132H253ZM195 136L198 137V138H196V140H194ZM235 137H236V135H235ZM232 139H234V140H232ZM153 145H154V143H153ZM173 145L175 147V145H177V144H173ZM174 147H172V148H174ZM178 149H180V146H178ZM206 154L208 155L209 153H205L204 155H206ZM150 156H151L150 159L152 161V159L155 158V155L151 154ZM202 157H200V158H202ZM64 160H70L76 166H78L80 164H85L87 170L84 173H80L77 177H67L63 181L62 180L56 181V183L52 182V181L49 184L43 183L42 178H43V176H45V174L49 170L50 165L53 166L54 164L60 163L61 161H64ZM154 161H156V159ZM195 161H197V159ZM143 163L144 164L138 165V167H136V169L134 168L135 169V170L133 169L134 171L131 170V171H127L126 173H124L123 171H120L119 174H121V175L117 176L114 180L111 181L110 185L107 187L105 192H103V194L100 196L104 200V203H103V209L104 210L111 207L112 205H115L116 201L120 202L123 198H125L124 196H126V195H127L126 196V198H127L131 195L132 196H141V195L145 194V187H147L150 182H148V185L146 186L145 185L146 180H145V182L144 181L142 182L140 180V177L143 178V176H140V175H142L141 173L144 172L148 168L147 162L145 161ZM191 163H194V162H191ZM191 163H190V165H191ZM185 164L187 165L188 163H185ZM149 165H150V162H149ZM183 168H185V166ZM152 174H153V172H152ZM150 176H151V174H150ZM144 179H145V177H144ZM144 179H142V180H144ZM152 180H151V183H152ZM147 181H148V179H147ZM155 182L157 183V179L153 182L152 185H155L154 184ZM81 183H83V185ZM144 185H145V187H144ZM129 193L131 195H129ZM83 214L88 215L87 220L84 223H81L80 221L76 222V220H79V218ZM152 218H153V220L155 219V217H152ZM38 220L39 221L30 222L29 229H30L31 234H33V230L38 231L43 226L44 220L42 218H40ZM83 225L86 227L81 228V227H83ZM130 234L131 235H124V240L127 239L128 237H132V236L136 237L135 233L134 234L130 233ZM44 254L48 256L47 253L44 252ZM29 258H30V256H28V259ZM21 261H22V259H20V260H18V259L13 260L12 259L11 261H8L7 263L8 264H22Z\"/></svg>",
	"mask_w": 264,
	"mask_h": 264
}]
</instances>
